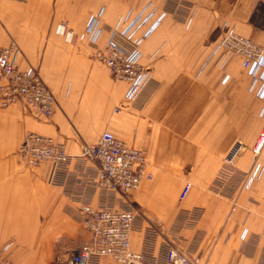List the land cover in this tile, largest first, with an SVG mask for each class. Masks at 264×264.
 Returning a JSON list of instances; mask_svg holds the SVG:
<instances>
[{
    "label": "crops",
    "instance_id": "crops-1",
    "mask_svg": "<svg viewBox=\"0 0 264 264\" xmlns=\"http://www.w3.org/2000/svg\"><path fill=\"white\" fill-rule=\"evenodd\" d=\"M148 3L166 14L150 36L144 28L135 34L151 78L129 101L128 84L113 80L94 58L88 25L100 18L103 47L110 28ZM60 22L76 32L75 44L55 34ZM224 28L264 50V0H0V46L16 43L19 66L39 68L56 98L47 122L21 105L0 108V252L6 258L54 264L91 241L80 207L101 199L87 179L96 164L74 162L71 179L51 185L49 165L32 168L19 155L25 136L53 137L77 155L109 131L147 156L152 179L129 197L137 213L131 248L140 252L149 239L146 264H165L169 245L199 264H264V173L249 188L244 182L256 161L264 167V143L254 152L264 130V67L255 82L240 57L217 49ZM238 142L237 174L218 187L224 159ZM92 264L118 263L101 257Z\"/></svg>",
    "mask_w": 264,
    "mask_h": 264
},
{
    "label": "built area",
    "instance_id": "built-area-1",
    "mask_svg": "<svg viewBox=\"0 0 264 264\" xmlns=\"http://www.w3.org/2000/svg\"><path fill=\"white\" fill-rule=\"evenodd\" d=\"M166 13L151 3L140 10L130 11L115 27L109 29V38L102 48L96 50L98 60L104 64L115 81L125 82L129 89L127 100H134L151 78V69L141 63L142 53L135 34L142 28L143 36H150L159 26ZM100 18L89 22L88 32L91 44L98 45L101 34ZM55 33L68 44L78 40L76 32L66 23H60ZM216 48L242 59V66L248 70L253 80L258 81L259 69L264 67V50L251 39L224 28L217 39ZM21 50L16 43L0 46V108L6 109L21 105L35 117L47 122L54 111L56 98L43 80L38 68L22 69L18 64ZM264 81V74L260 78ZM264 99V84L260 93ZM120 109L118 108L117 111ZM264 143V130L258 145L254 148L260 153ZM243 151L238 142L224 159L216 178V186L227 184L236 174V162ZM19 155L29 167L49 165V183L61 185L71 179V166L74 162H91L97 165L94 176L87 177L91 186L101 196L97 206L84 203L80 207V221L90 233L91 241L81 244L76 250L59 256L54 264H92L101 257H111L118 264H146L149 239L144 249L136 252L131 248V233L134 230L137 213L129 197L140 189L144 180H151L148 173V160L143 150L129 146L113 133L106 131L93 144L82 146L81 152L72 155L66 146L53 137L28 133L20 148ZM264 173L260 162H255L252 170L244 175L245 188H249ZM80 177V176H79ZM190 190L186 184L181 199ZM119 196L120 202H111ZM264 234V233H263ZM67 256V260L60 258ZM165 264H199L181 248L169 245L164 252ZM0 264H15L0 252Z\"/></svg>",
    "mask_w": 264,
    "mask_h": 264
},
{
    "label": "rangeland",
    "instance_id": "rangeland-1",
    "mask_svg": "<svg viewBox=\"0 0 264 264\" xmlns=\"http://www.w3.org/2000/svg\"><path fill=\"white\" fill-rule=\"evenodd\" d=\"M60 23H66V22H60ZM60 23H57L54 27V32H55V29H56V27H57V25L58 24H60ZM66 24H68V23H66ZM56 34V33H55ZM66 44H68V43H66ZM93 45V47H94V49H95V54H94V58L100 63V64H102L99 60H98V58H97V56H96V50H97V47L98 48H102L99 44L98 45H94V44H92ZM107 70H108V68L104 65V64H102ZM39 69V68H38ZM108 72H109V70H108ZM110 74V73H109ZM111 76V75H110ZM112 77V76H111ZM113 79V78H112ZM114 80V79H113ZM242 154V153H241ZM241 154L239 155V158L241 157ZM238 158V159H239Z\"/></svg>",
    "mask_w": 264,
    "mask_h": 264
},
{
    "label": "water",
    "instance_id": "water-1",
    "mask_svg": "<svg viewBox=\"0 0 264 264\" xmlns=\"http://www.w3.org/2000/svg\"><path fill=\"white\" fill-rule=\"evenodd\" d=\"M66 260H67V256H63V257L60 258V261H61V262H64V261H66Z\"/></svg>",
    "mask_w": 264,
    "mask_h": 264
}]
</instances>
